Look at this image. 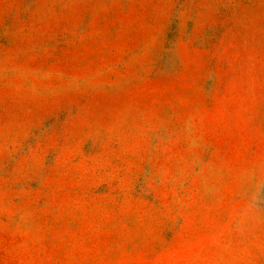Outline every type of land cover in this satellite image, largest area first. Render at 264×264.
<instances>
[{
	"label": "rangeland",
	"instance_id": "374dc122",
	"mask_svg": "<svg viewBox=\"0 0 264 264\" xmlns=\"http://www.w3.org/2000/svg\"><path fill=\"white\" fill-rule=\"evenodd\" d=\"M0 264H264V0H0Z\"/></svg>",
	"mask_w": 264,
	"mask_h": 264
}]
</instances>
